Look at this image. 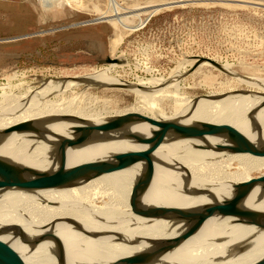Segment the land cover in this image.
I'll return each mask as SVG.
<instances>
[{"label":"bare ground","instance_id":"bare-ground-1","mask_svg":"<svg viewBox=\"0 0 264 264\" xmlns=\"http://www.w3.org/2000/svg\"><path fill=\"white\" fill-rule=\"evenodd\" d=\"M39 1L45 11L64 5L82 9L74 0ZM110 1L115 4L114 0ZM178 2L166 1L149 6L150 10L137 15L139 23L135 26L121 17L119 8L101 13L102 16L95 21H108L113 25L115 39L111 42V49L114 54L128 33L143 28L150 17L160 11L178 7ZM143 16L147 18L142 19ZM202 65L210 64L205 62ZM109 66L122 68L125 64ZM222 67L237 81L225 85L215 95L234 92L240 84L248 87L247 91L264 93V79H246L235 73L230 65ZM110 72L102 68L95 75L60 82L41 79L37 87L22 89L18 95L7 94V88H3L0 95V132L17 123L30 121L56 137L50 136L46 142L13 131L0 138V159L12 166L30 167L40 172L55 171L60 164L59 138L72 136L75 118L91 124L107 120L104 116L74 111L66 103V95L79 85L127 87L138 97L140 104L139 108L127 113L137 112L181 125L228 124L256 145L264 144V106H261L264 97L239 94L216 101L206 97L194 100L181 94L179 75L184 73L181 70H177L170 79H139L137 83L118 80L109 76ZM166 102L172 103L174 113L171 116L164 113ZM152 129L141 124L132 131L148 136ZM228 147L230 143L226 138L207 136L197 140L169 134L154 153V176L140 197L138 208L174 207L199 212L230 199L235 185L264 175V158L232 154ZM146 148L126 140L70 148L66 155L67 167ZM144 171L145 164L139 163L123 171L62 188L0 190V240L7 243L26 264H115L154 249L161 242L182 235L190 226H177L173 215H170L172 219H168L169 216L144 219L132 212L129 203L131 191L144 182ZM242 205L264 211V192L259 187L255 188ZM236 219L217 216L208 219L194 235L148 264H255L264 259V230ZM42 237L46 240L41 241Z\"/></svg>","mask_w":264,"mask_h":264},{"label":"rangeland","instance_id":"rangeland-1","mask_svg":"<svg viewBox=\"0 0 264 264\" xmlns=\"http://www.w3.org/2000/svg\"><path fill=\"white\" fill-rule=\"evenodd\" d=\"M114 1L74 0L82 9L64 5L45 11L39 0H0V95L3 88H7V94L18 95L22 89L37 87L41 79H80L102 68L111 70L109 76L129 83L170 79L181 70V94L194 100L218 94L225 85L236 83L234 75L212 65H201L191 73L199 57L222 66L228 64L239 76L264 79V0ZM166 1L182 2L151 16L143 28L128 33L114 54L111 42L115 29L110 22L83 24L119 8L121 17L135 26L138 14ZM109 57L125 66L105 64ZM247 88L240 84L237 89ZM65 100L74 111L105 118L140 107L138 97L123 87L79 85ZM171 104L166 102L163 107L167 116L174 113Z\"/></svg>","mask_w":264,"mask_h":264},{"label":"water","instance_id":"water-1","mask_svg":"<svg viewBox=\"0 0 264 264\" xmlns=\"http://www.w3.org/2000/svg\"><path fill=\"white\" fill-rule=\"evenodd\" d=\"M94 23L97 22L90 21L83 24ZM205 62L221 72L228 74L222 65L216 61L202 57L197 59L196 63L191 67L190 72H194ZM105 64H122V61L109 57L106 59ZM242 77L251 79L246 76ZM239 94L264 97V93L247 90H236L222 95H205L204 97L210 101H216ZM261 106H264V101ZM74 121L76 127L72 129V136L62 139L59 138L58 156L60 157V164L55 171L40 172L30 167L12 166L0 159V190L18 189L23 191H38L62 188L72 184L87 182L102 175L123 171L136 164L144 163V182L136 185L130 195L129 203L132 212L144 219H162L168 218V216V219H172L170 215H173V218L176 219L174 224L177 226L187 224L190 227L182 235L161 242L154 249L145 251L133 258L118 261L115 264H148L150 260L165 255L179 246L183 241L194 235L208 219L215 216L234 217L240 223L254 226L258 230H264V211L244 208L242 205L255 188L259 187L264 192V175L253 177L248 181L235 185L234 195L230 199L219 204L207 206L199 212L186 211L174 207H150L142 210L137 206L140 197L145 193L147 186L151 183L154 176V153L166 141L169 134H175L180 138H194L197 140L207 136L226 138L230 143V147H228L230 153L247 154L264 158V144L260 146L256 145L233 126L212 123L181 125L172 121L154 119L137 112L110 117L100 124H91L80 118H75ZM141 124H147L153 128L150 135L145 136L132 131L134 127ZM13 131L28 134L33 136V138L46 142L50 136L56 137L54 133L36 126L33 122L24 121L0 132V138L8 136ZM110 140H126L134 145L147 146V148L140 151L115 154L110 158L86 162L70 168L67 167L66 155L68 149ZM50 238L56 239L54 236H50ZM40 240L44 241L46 237H42ZM0 264L26 263L7 243L0 240ZM255 264H264V259H261Z\"/></svg>","mask_w":264,"mask_h":264}]
</instances>
